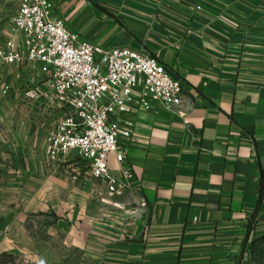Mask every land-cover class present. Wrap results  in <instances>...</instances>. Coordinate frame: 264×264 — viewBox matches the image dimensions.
<instances>
[{
    "label": "crops",
    "instance_id": "0c3cea01",
    "mask_svg": "<svg viewBox=\"0 0 264 264\" xmlns=\"http://www.w3.org/2000/svg\"><path fill=\"white\" fill-rule=\"evenodd\" d=\"M48 1L80 42L149 53L181 105L126 118L133 181L108 197L75 154L47 160L62 109L26 96L37 70L0 62V264H249L264 234V0ZM16 9L0 0V43Z\"/></svg>",
    "mask_w": 264,
    "mask_h": 264
},
{
    "label": "built area",
    "instance_id": "2783aa9c",
    "mask_svg": "<svg viewBox=\"0 0 264 264\" xmlns=\"http://www.w3.org/2000/svg\"><path fill=\"white\" fill-rule=\"evenodd\" d=\"M16 1L0 43V62L37 70L43 82L26 96L51 100L62 109L46 136L45 157L58 163L75 154L90 177L105 185L108 197H121L133 181L120 148L133 126L126 118L155 107L173 111L181 105L180 83L147 52L80 42L48 0ZM9 89L5 86L2 94ZM109 155L121 168V179L111 172Z\"/></svg>",
    "mask_w": 264,
    "mask_h": 264
},
{
    "label": "rangeland",
    "instance_id": "374dc122",
    "mask_svg": "<svg viewBox=\"0 0 264 264\" xmlns=\"http://www.w3.org/2000/svg\"><path fill=\"white\" fill-rule=\"evenodd\" d=\"M133 209H135V207L132 204L130 205L128 212L132 213ZM254 239L256 238H249L247 240L248 246L246 247L245 250V261L249 264H264V247H262L261 244L259 243L254 244L253 243Z\"/></svg>",
    "mask_w": 264,
    "mask_h": 264
},
{
    "label": "trees",
    "instance_id": "16d2710c",
    "mask_svg": "<svg viewBox=\"0 0 264 264\" xmlns=\"http://www.w3.org/2000/svg\"><path fill=\"white\" fill-rule=\"evenodd\" d=\"M259 177H260V186H259V193H258V199H257V205L259 206L261 201H262V198L264 196V168H261L260 171H259ZM251 224H249L250 226ZM248 226V233H249V227ZM247 240V239H246ZM246 241L244 242V245H245ZM253 243H259L261 244L262 247H264V234L261 235L260 237L256 238L253 240ZM242 255H240V258H241Z\"/></svg>",
    "mask_w": 264,
    "mask_h": 264
}]
</instances>
